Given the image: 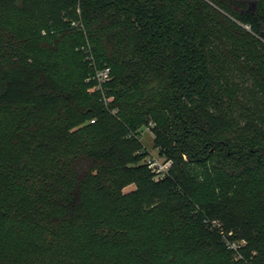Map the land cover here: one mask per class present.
Instances as JSON below:
<instances>
[{
    "label": "trees",
    "instance_id": "trees-1",
    "mask_svg": "<svg viewBox=\"0 0 264 264\" xmlns=\"http://www.w3.org/2000/svg\"><path fill=\"white\" fill-rule=\"evenodd\" d=\"M0 264H264V0H0Z\"/></svg>",
    "mask_w": 264,
    "mask_h": 264
},
{
    "label": "rangeland",
    "instance_id": "rangeland-1",
    "mask_svg": "<svg viewBox=\"0 0 264 264\" xmlns=\"http://www.w3.org/2000/svg\"><path fill=\"white\" fill-rule=\"evenodd\" d=\"M43 32H46V30H44ZM87 49H82L84 54L87 53L86 50H90L89 46H86ZM113 77H111L112 80ZM110 82L107 85V88H110L109 86ZM139 136L140 139L142 140L143 144H144V148L146 150V156L144 157L143 162L144 163H150L153 162L154 165L153 167H155V170L157 172L165 170L166 169V163L169 161L166 159L162 149L160 148V146L157 145V143L155 142V134H154V129L151 127V125L148 126H141L139 128ZM194 176H196V178L200 181H204L207 177V173L205 170L204 166H193L192 167ZM135 190V186L134 185H129L124 189V192L127 194H131L133 193ZM237 196H233V193H230V195H228L229 199H235ZM234 240L238 243L243 245V247L246 245V242L244 240H241L238 236V233H234ZM242 253V250H241Z\"/></svg>",
    "mask_w": 264,
    "mask_h": 264
},
{
    "label": "built area",
    "instance_id": "built-area-1",
    "mask_svg": "<svg viewBox=\"0 0 264 264\" xmlns=\"http://www.w3.org/2000/svg\"><path fill=\"white\" fill-rule=\"evenodd\" d=\"M86 54H88L87 60L91 62V66L93 67V74H92L91 79L95 81V86L92 89V91L99 92L101 94L102 101L104 102L106 106H108L109 103L113 101V97L108 96V91H107V83H109L111 80V69L110 68L98 69L95 64V60L92 54L90 53V51L87 50ZM150 164H151V167L155 169V167H153L154 163L150 162ZM172 165H173L172 161L169 160L166 163V169L159 171L158 173H160L161 175L168 173ZM213 225L214 227L219 226V224L217 223H214ZM221 234H222V238L226 244L227 249L233 253L235 260H241L243 258L242 253H241L243 245L238 244L235 240L231 238L233 235L232 232H228L227 234L221 232Z\"/></svg>",
    "mask_w": 264,
    "mask_h": 264
}]
</instances>
